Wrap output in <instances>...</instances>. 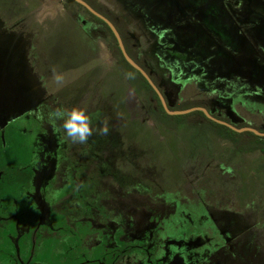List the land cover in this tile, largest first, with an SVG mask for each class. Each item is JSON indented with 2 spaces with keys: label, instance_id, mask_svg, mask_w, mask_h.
Segmentation results:
<instances>
[{
  "label": "rangeland",
  "instance_id": "1",
  "mask_svg": "<svg viewBox=\"0 0 264 264\" xmlns=\"http://www.w3.org/2000/svg\"><path fill=\"white\" fill-rule=\"evenodd\" d=\"M176 5L192 6L199 14L186 27L204 26L219 48L206 55L209 45L206 49L203 38L193 37L199 50L192 49V64L185 68L187 56L175 52L176 91L191 99L218 97L209 105L212 112L234 107L246 122L264 128V0H176ZM69 8L93 20L84 8ZM36 9L43 24L59 21L62 12L67 15L61 0H37ZM243 9L252 17L238 16ZM183 38L191 40L184 34L176 37ZM12 42L16 54L28 47L27 40ZM4 47L0 131L8 125L9 145L26 154L0 163L12 166L9 172L0 169L1 178L7 177L0 184L14 182L18 166L22 179L0 191V264H264L261 150L237 151L232 141L209 131L202 115L174 120L172 128L158 124L148 115L158 105L152 93L145 92L148 99L141 105L131 88L137 123L131 150L124 144L116 149L104 135L92 140L100 153L114 157L111 169L101 159V165L86 160L94 153L89 143L56 145L63 134L53 127L54 120L42 122L34 153L38 122L18 118L50 94L44 83L32 88L36 72L23 53L15 58L17 64H7L10 58L2 55L9 45ZM144 120L147 125L141 126ZM147 129L154 148L138 144ZM235 140L247 144L250 138ZM79 164L84 167L74 168Z\"/></svg>",
  "mask_w": 264,
  "mask_h": 264
},
{
  "label": "flooded vegetation",
  "instance_id": "2",
  "mask_svg": "<svg viewBox=\"0 0 264 264\" xmlns=\"http://www.w3.org/2000/svg\"><path fill=\"white\" fill-rule=\"evenodd\" d=\"M85 1L88 4H90L95 10H97L98 12H100L101 14L106 16L109 20H111L116 25V27L118 28V30L122 36V39L124 41V44H125V47H126L128 53L130 55L135 54L139 59L142 60L146 69H148V70H146L143 66L142 67L149 73V75L151 76L153 81L159 87V89L161 90L162 94L164 95V97L167 101L168 106L172 110H178L176 108H178V107L180 108L181 105H184V104H191L193 102H199V103H203L204 104L203 107H206L214 116H216L222 120H225V121H227V122H229L235 126H238L237 125L238 123L239 124L243 123V124H246V126H251V127L257 128L255 126L251 125L250 123L246 122V120H248L246 117H243L241 114H237L235 112L234 107L230 109L229 106L224 105V107L219 109V111L212 112L211 109L209 108V105L213 104L212 100H216V98H218V97H214V96H210V95L201 96L200 98H193V99H191V97H188V96L183 97L180 92L176 91V88H178V85L176 84V82H174V83L166 82L165 83L164 81H162V75H159L158 73L155 72V70L153 69L152 65L150 64L148 58L145 57L141 53L140 49L138 48V46L136 44L135 39L133 38L131 29L117 15L116 11L113 8H111L106 3L102 2L101 0H85ZM61 2L63 4L64 11H66L69 15L76 16V18H78L80 25L82 26V29H83L82 34H84L87 39L95 41L98 43V45L100 46V48H99L100 56L102 58V61L105 62V64H104L105 67H104V65H103L104 68L103 67L101 68L102 65H100L99 67H95V68L92 67L89 70H87L85 73L76 75L69 82H64L63 84L65 86H63V87L58 86L54 82L46 81L44 79V76L47 75L46 72H42V71L36 72L35 74L37 76V80L34 83V86L32 88H37L40 85L42 86L41 83H44L45 88L48 90L50 95H48L47 98L44 97V99H42V100L40 99L39 105L28 110V112L27 111L22 112L24 114L21 115L18 119H21V118L25 119L27 117V118L32 119V121L38 122L36 129H37L39 134L37 135V132L34 130V137H35L34 141L36 143L35 144V150L33 151L34 153H37L36 148H37V145L39 143V137L41 136V133H42L41 132L42 122L44 120H48V121L54 120L52 122H57V125H53V127L56 128V131L58 132V134H61V133L63 134V138L59 137L60 142L56 143V145L61 144V145L70 146L73 148L75 145H77V146H79V145L73 144L71 142V140L66 136V133L62 127V125H63L62 120L49 119V114L52 111H54L55 109L61 108V106H65L66 109H69V110L74 106L85 108L87 111V114L91 118L92 127L94 129L93 135L89 137L88 142H87L91 145L90 147L92 148L94 153L92 152L93 153L92 159L86 158V160L90 161V160L96 159V160H98L97 163L99 164L100 163L99 159H101V162L103 163L102 166L106 165L105 168L111 169L112 168V161H114V157H112L110 154L108 155L107 152H105L104 154L100 153L103 150L99 149L98 145H94L92 142V140L95 138V136L97 134L95 129L102 126L101 123L106 122L108 127H109V132L107 135H104V137L106 138L105 142L107 141V144L113 145V147H115L116 149L118 148L119 150L122 149V145L124 144L125 147L126 146L130 147V149H129V151H130L131 147H133L132 139L134 137L133 136L134 132H132L133 131L132 126L135 122L133 123L134 115L132 112L133 111L132 96H130V94L128 92L131 88L134 89L139 94L140 104L143 105L142 103L144 102L145 98L148 99V97H146V95H145L146 94L145 92H147V91L142 90L140 92L138 89H136L135 86L130 81V73H128L126 70H124L118 64L116 55L109 45L110 35H109V31L107 29V26L109 28H110V26L103 19H101L98 16H96L95 14H93L86 6H84L83 4H81L79 2L78 3L81 4V6H78V8H80L81 11H82V8L85 9L82 12L88 14L89 16H91L90 13H92L97 18H99L103 22H105L107 26L105 24L100 23V21L98 19L93 18L92 16L91 17L93 18V20H91L89 18H85L84 15L79 11L76 12V11L70 10V8H69V6L65 0H61ZM192 8H193L192 6L189 7L186 5H184V6H177L176 5V37H181L182 34L186 35L187 38H188V36L191 37V40H188L185 38L179 39V40L176 39V56H179L181 54V55L187 56L186 57L187 59L192 57L191 55H193L194 53H192L191 51H193L192 49L197 47V45L195 44V41H193L194 40L193 37L198 36V40H200L199 38H203L206 41L205 42L206 49H207V44L209 45L210 51L205 50L206 55L212 54L213 49L214 48L216 49V46L218 43V41H217L218 39L215 40L214 35L206 32V28H204V26L195 24L192 27H186L189 24V22L192 24L195 23V20L197 19L198 14H199V13H197V11H195V12L192 11L193 10ZM249 11L254 12L253 10H249ZM237 14H238V16H240L242 18H244L246 16L252 17V15L250 13L245 14L244 9H243V11H238ZM226 20H227V18H226ZM231 20H232V18H231ZM178 21H180V22L177 23ZM227 22H228V25L230 28V26H231L230 19H229V21L227 20ZM40 24H43V23L41 22ZM200 32H201V35L199 36ZM82 34L79 32L78 34H74V35H77L78 38L80 39V36H82ZM113 35H114V33H113ZM182 41H193V42L188 44V43H182ZM11 44L13 45V43H11ZM179 48H181V49H179ZM217 49H219L218 46H217ZM21 50L22 51L17 56H19L23 53V57H25V58L27 57L29 60L28 47H27V49H21ZM194 50L198 51L199 49H194ZM85 51L89 52V50H87V49ZM233 56H234V53H233ZM43 60H44V58H42L41 63H43ZM17 62L18 61L15 60L16 64H17ZM191 64H192V62L190 59L187 61L182 59V65L184 66L183 68H185L186 66L190 67ZM41 66L42 67H37L38 70L40 68L41 69L45 68L43 64ZM10 67H12V66H10ZM117 77H120V78L124 77V78H126V81L125 82H122V81L117 82L116 81ZM79 78H82V79H79ZM189 79L191 80V78H189ZM21 82L22 81H20V83ZM158 98H159V96H158ZM189 99H191L190 102H186ZM159 100H160V98H159ZM160 103L162 104L161 100H160ZM155 107H156L155 110H152L151 113L148 111V115L150 114L149 115L150 118L155 120L158 124H162V125L167 126L169 128L175 127L176 124H174V123H176V122H174V120L170 121V124H168V125L166 123H164L161 120L162 119L161 114L157 110V105ZM24 115H26V116H24ZM169 115H171V114H169ZM182 115H185V114H182ZM235 115H237V116H235ZM171 116H176V115H171ZM239 120H243V121L240 122ZM135 124L137 125V123H135ZM140 125L141 126L147 125L146 120H144V122H142ZM221 125H223V124H221ZM7 126L8 125L3 127V129L0 131V144H1V147H0V163H4V164H7V162L13 158V156L18 157V153H20V152H21V155L26 154L25 149L22 148V150L20 151V147H16V145H15V149H14V146L11 147V145H9V142L7 139V136H8ZM12 126H13V124H12ZM238 127H242V126H238ZM257 129L264 132V128L260 127ZM246 132H250V131H246ZM144 133L145 134H142V137L137 140V141H139L138 144H141L140 147H143L145 145H148L147 143H150V146H152L154 148V145H155V143H153L154 139L151 138V133L149 132V129H147V131H144ZM215 133H216V135H219L217 132H215ZM238 133H243V132H238ZM219 136H221V135H219ZM124 137H125L126 141H124ZM262 137H264V136H262ZM227 140H229V139H227ZM229 141H231V140H229ZM71 144H73V145H71ZM16 150H17V153H16ZM32 150H30V152H32ZM236 150L237 151H246L245 149H239V146H236ZM86 153H87V151H86ZM106 162H108L110 165H108ZM84 163H85V161H84ZM100 165H101V163H100ZM0 166H3V167H0V169L3 168L5 170H8V172L11 171V169H12V166H4L2 164H0ZM80 166L81 165L79 164L74 168H77ZM81 167H84V166H81ZM74 168L72 167L71 171ZM20 169H21V167L18 166V169L14 170L19 175L18 177H16L14 182L9 181L7 183L0 184V191L2 189H6V187H8L7 184L17 183L15 186L20 184V182L22 180V179H20L21 178L20 177V171H21ZM0 180L6 182L7 177L1 178V176H0ZM0 198H2V196H0ZM182 239H180V241ZM191 239L192 238H188L187 241H190ZM124 249L125 248H123V250ZM128 249H130V248H128ZM123 252L124 251H122L120 253L119 257H117L118 259H120L122 257ZM106 254H108V253L104 252V255H106ZM115 260L117 261V259H115Z\"/></svg>",
  "mask_w": 264,
  "mask_h": 264
},
{
  "label": "crops",
  "instance_id": "3",
  "mask_svg": "<svg viewBox=\"0 0 264 264\" xmlns=\"http://www.w3.org/2000/svg\"><path fill=\"white\" fill-rule=\"evenodd\" d=\"M101 1L113 8L129 26L138 48L155 72L162 75V81L176 82V0ZM36 8L37 0H0V50L7 49L4 45H9L8 52L2 55L10 58L9 66L14 65L18 55L13 50L12 41L27 40L29 67L31 70L34 68V72H46V81L54 82L53 67L63 74L64 82L92 67H103L105 62L100 56V46L82 34L83 29L76 16L62 12L59 21L40 24L35 15ZM79 32L82 34L80 39L74 35ZM159 55L164 58L163 62H160ZM42 64L45 68L38 70ZM167 68L171 69L167 71Z\"/></svg>",
  "mask_w": 264,
  "mask_h": 264
},
{
  "label": "trees",
  "instance_id": "4",
  "mask_svg": "<svg viewBox=\"0 0 264 264\" xmlns=\"http://www.w3.org/2000/svg\"><path fill=\"white\" fill-rule=\"evenodd\" d=\"M66 3L68 4L69 7L73 8L75 6H81V4H79L78 2H76L75 0H65ZM91 16L93 18H96L100 21V23L105 24V22H103L101 19L97 18L95 15H93L92 13H90ZM107 26V25H106ZM107 29L109 31V45L112 48V50L114 51L118 64L120 65V67H122L124 70H126L128 73H130V81L131 83L135 86L136 89H138L140 92L143 90L146 91H150L152 93L151 97H154L157 102V110L159 111V113L161 114V120L166 123L167 125L170 124V121L172 120H176V121H181L184 118H187L189 116H196V115H202L205 121V125H207V127L209 128V130L215 131L217 132L219 135H221L223 138L225 139H229L231 141H233L237 146H239V149H245L246 151H253V150H261L264 153V137L259 136L253 132H243V133H238L234 130H232L231 128L225 126V125H221L219 123H216L214 121H212L211 119L207 118L206 115L202 112V111H194L192 113L189 114H185V115H176V116H171L169 115L165 109L163 108L162 104L160 103V100L158 98V95L156 94V92L153 90V88L151 87V85L148 83V81L145 79V77L137 70L135 69L133 66H131L127 60L124 58L117 39L115 38V36L113 35L111 29L107 26ZM122 32V31H121ZM123 33V32H122ZM131 56L136 60V62H138L141 66H143L145 69V65L142 62L141 59H139L135 54H131ZM148 70V69H146ZM193 106H204L203 103H199V102H193L191 104H184L181 105V107L176 108V109H186V108H190ZM238 126H246V124H237ZM177 126V123H176ZM179 126V125H178ZM245 137H249L250 140L248 141L247 144H241L240 141L235 140L236 138H245Z\"/></svg>",
  "mask_w": 264,
  "mask_h": 264
},
{
  "label": "clouds",
  "instance_id": "5",
  "mask_svg": "<svg viewBox=\"0 0 264 264\" xmlns=\"http://www.w3.org/2000/svg\"><path fill=\"white\" fill-rule=\"evenodd\" d=\"M52 79L58 85L62 86L64 83V76L57 68L53 67ZM49 119L62 120L63 129L66 136L73 144H86L90 136L93 135L92 121L87 111L83 107L74 106L69 109L57 108L49 114ZM97 134L107 135L109 127L107 123L95 129Z\"/></svg>",
  "mask_w": 264,
  "mask_h": 264
},
{
  "label": "water",
  "instance_id": "6",
  "mask_svg": "<svg viewBox=\"0 0 264 264\" xmlns=\"http://www.w3.org/2000/svg\"><path fill=\"white\" fill-rule=\"evenodd\" d=\"M77 2L83 4L84 6H86L93 14H95L96 16H98L99 18L103 19L111 28L112 32L114 33L119 47L123 53V56L125 57V59L128 61V63L130 65H132L135 69L139 70L141 72V74L146 78V80L149 82V84L153 87V89L156 91V93L158 94L163 107L165 108L166 112L171 114V115H182V114H188L194 111H202L206 114V116L208 118H210L211 120L226 125L229 128L237 131V132H246V131H250L253 132L257 135L260 136H264V132L258 130L257 128L251 127V126H242V127H238L235 126L225 120H222L216 116H214L206 107L203 106H194V107H190L187 109H178V110H172L168 104L167 101L164 97V95L162 94L161 90L159 89V87L156 85V83L153 81V79L151 78V76L149 75V73L141 66L139 65L132 57L131 55L128 53L124 41L122 39V36L118 30V28L116 27V25L109 20L106 16H104L103 14H101L100 12H98L97 10H95L90 4H88L85 0H76Z\"/></svg>",
  "mask_w": 264,
  "mask_h": 264
}]
</instances>
